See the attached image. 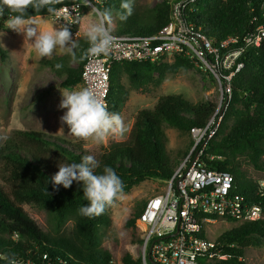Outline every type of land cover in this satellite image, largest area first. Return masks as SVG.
<instances>
[{
  "label": "trees",
  "instance_id": "trees-1",
  "mask_svg": "<svg viewBox=\"0 0 264 264\" xmlns=\"http://www.w3.org/2000/svg\"><path fill=\"white\" fill-rule=\"evenodd\" d=\"M85 1L62 0L53 7L58 9L80 4L84 17L90 8ZM89 1L101 11L105 8L111 11L116 9L120 13L123 11L118 0ZM263 2L203 0L196 5L199 12L193 16V20L217 41L243 38L254 30L251 22L260 15ZM0 7L3 8L0 30H5L8 28V18L14 13L2 3ZM203 12L207 13L206 16ZM27 14L35 18L51 16L46 8L36 12L30 7ZM169 14L170 5L163 0L152 10L150 27L134 35L157 33L168 23ZM207 23L211 26L210 30ZM74 40L78 44L75 49L76 62L69 54H59L41 61L44 67L62 80V86L67 89L84 83L86 59L81 61L79 56L89 45L85 36H78ZM0 55L3 60L9 58V52L1 45ZM242 61L245 67L232 80L233 96L223 124L207 146L203 160L211 169L231 173L238 192L259 202L264 198L255 195L257 183L247 178L238 159L244 157L256 169L264 171V45L247 49ZM57 63L63 67L57 69ZM193 67L187 58L178 56L172 62L114 64L107 99L108 111L121 115L128 102L130 91L123 82L124 77L132 89L146 91L150 86L162 85L168 75ZM215 108L216 104L211 102L194 105L180 95L160 98L153 110H143L138 114L127 141L111 143L104 149L97 158L100 167L95 172L102 174L105 166L111 167L123 181V192L148 180L168 181L177 166L173 165L166 151L164 124L190 133L194 127H204ZM49 152L68 164L79 163L84 156L90 155L81 144L38 131H18L13 139L0 147V264H8L5 257L12 256L21 264H142L141 258H134L125 248L114 253L103 246V230L112 224L110 209L117 199L99 216L90 218L79 215V208L88 204L83 196V185L73 181L67 189L62 185L54 186L52 177L58 168L48 156ZM208 157H214V160L210 161ZM23 205H35L47 210L57 228L68 221L73 222L74 227L69 233L60 230L54 235L46 233L27 214ZM145 205L146 202H139L122 221V234L128 246L136 247L143 243L137 220ZM217 240L230 258L214 259L204 264H246V250L264 241V222L239 225L224 232Z\"/></svg>",
  "mask_w": 264,
  "mask_h": 264
},
{
  "label": "built area",
  "instance_id": "built-area-1",
  "mask_svg": "<svg viewBox=\"0 0 264 264\" xmlns=\"http://www.w3.org/2000/svg\"><path fill=\"white\" fill-rule=\"evenodd\" d=\"M170 5L168 23L149 36L111 34L114 44L107 55L86 59L83 80L107 105L113 65L121 62H172L187 58L195 67L209 74L218 84V100L214 113L204 127L190 130L192 147L183 164L165 181L162 193L151 196L137 220L143 234L140 246L142 264H204L227 260L212 239L208 227L218 221L242 225L264 222V201L256 202L238 192L234 176L211 169L204 162L205 150L217 136L232 100V80L245 65L247 49L264 45V2L259 16L251 22L254 30L243 38L217 41L209 37L193 16L203 0H164ZM86 2H88L86 0ZM51 17L79 36L83 21L80 4L58 8ZM210 161L214 157H208ZM257 183L255 195L264 198V181Z\"/></svg>",
  "mask_w": 264,
  "mask_h": 264
},
{
  "label": "rangeland",
  "instance_id": "rangeland-1",
  "mask_svg": "<svg viewBox=\"0 0 264 264\" xmlns=\"http://www.w3.org/2000/svg\"><path fill=\"white\" fill-rule=\"evenodd\" d=\"M118 1L121 5L122 0ZM162 1L132 0V15L126 21H121L119 19L120 11L112 10L111 23L106 26L111 34L134 35L136 32L150 27L149 19L152 10ZM89 2L85 1L90 8L84 15L79 36H84L85 29L90 22L98 20L93 11L97 8L91 2L88 4ZM206 14L203 12L204 16ZM35 19V27L38 31L60 27L51 16H39ZM207 29H211L208 23ZM72 38L74 39L75 36ZM33 43L34 39L25 40L23 33H17L9 28L0 30V45L9 52L8 59L3 60L0 55V147L13 139L18 131H38L65 139L73 144H81L90 155L97 159L111 143L127 141L138 114L143 110H153L159 99L164 96L180 95L194 105L207 102L216 104L218 100L217 82L197 67L182 69L177 74L168 75L162 85L159 87L150 86L146 91L132 89L127 78L124 77L123 82L130 91L128 102L121 114L127 131L122 136L109 137L101 144H96L91 140H78L70 135L68 126L63 124L60 119L66 112V109L59 107L62 101L61 91L67 88L62 86V80L59 77L41 64L44 58L66 53L57 49L51 57L41 58L36 54ZM80 87L86 86L80 84L73 89ZM163 128L166 135V151L173 165L178 169L186 159V153L190 150L192 141L190 133L166 124ZM48 156L57 168L59 164H68L67 161L52 152H49ZM238 160L247 178L255 182L264 181V171L256 169L244 157H240ZM262 161L264 162V157ZM166 187V183L162 181L148 180L134 186L128 192H123L117 198V202L111 206L112 224L103 230V246L114 253L125 248L134 258H140V246L133 247L125 244L121 229L122 221L139 202H147L151 196L162 193ZM23 208L46 233L54 235L59 230L69 233L74 227V223L68 221L57 228L53 216L47 210L35 205H23ZM238 226V224L231 225L218 221L215 225H210L207 230L210 238L217 239L224 232ZM245 262L246 264H264V241L261 245L246 250Z\"/></svg>",
  "mask_w": 264,
  "mask_h": 264
},
{
  "label": "clouds",
  "instance_id": "clouds-1",
  "mask_svg": "<svg viewBox=\"0 0 264 264\" xmlns=\"http://www.w3.org/2000/svg\"><path fill=\"white\" fill-rule=\"evenodd\" d=\"M61 2L62 0H0L3 6L14 13L7 20L8 28L23 33L25 40L34 39L32 45L39 57H51L59 49L62 53L69 54L72 61L76 62L75 49L78 48V44L72 38L68 26L60 25L59 28L38 31L35 27V17L27 14L31 7L36 12L46 8L50 15H58L59 10L53 5ZM120 7L123 11L119 14V19L126 21L132 15V0H122ZM93 11L98 20L90 22L85 29L84 36L89 47L79 56L81 61L107 55L114 44V37L106 26L112 20L111 10L105 8L103 11L99 9ZM2 13L3 8L0 7V14ZM55 67L60 69L63 65L57 63ZM61 93L62 101L59 107L66 109V112L60 119L68 126L72 137L101 144L109 137H119L127 131L122 116L109 112L107 105L91 87L64 89ZM99 167V161L95 156L86 155L79 163L59 164L58 172L52 177L54 186L62 185L65 189L69 188L73 181L82 183L83 196L88 204L79 208L78 214L81 216L91 218L101 215L123 192V181L116 172L105 166L103 173L97 174L95 169ZM5 258L8 264H21L15 256Z\"/></svg>",
  "mask_w": 264,
  "mask_h": 264
},
{
  "label": "water",
  "instance_id": "water-1",
  "mask_svg": "<svg viewBox=\"0 0 264 264\" xmlns=\"http://www.w3.org/2000/svg\"><path fill=\"white\" fill-rule=\"evenodd\" d=\"M89 2V0H87ZM88 4H91L90 2ZM95 8V7H94Z\"/></svg>",
  "mask_w": 264,
  "mask_h": 264
}]
</instances>
